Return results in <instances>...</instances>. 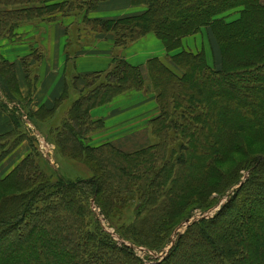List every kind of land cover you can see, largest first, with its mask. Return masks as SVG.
<instances>
[{
  "label": "trees",
  "instance_id": "1",
  "mask_svg": "<svg viewBox=\"0 0 264 264\" xmlns=\"http://www.w3.org/2000/svg\"><path fill=\"white\" fill-rule=\"evenodd\" d=\"M104 1L0 0V40H13L26 23L71 19L78 30L70 42H80L86 31L114 48L109 69L75 78L78 97L56 130L61 134L58 146L66 138L72 142L70 158L93 167L87 180L60 178L53 184L34 151L35 140L21 135L27 133L18 107L10 108V97L0 96V112L16 128L0 135V165L24 140L32 147L22 163L0 177V264H145L128 247L112 243L101 228L89 230L93 222L86 195L96 202L109 188L136 189L142 206L128 230L153 217L138 235L143 245L160 249L191 209L205 207L211 193L223 190L227 169L239 158L251 157L246 183L218 214L189 225L167 257L154 264H264V154L255 149L264 150V0H131L145 11L113 20L91 18ZM239 8L235 20L223 17ZM204 30L214 67L204 50L184 49L185 39ZM148 35L161 41L167 58L148 60L144 75L123 54ZM43 60L36 50L24 60L25 68ZM1 79L12 94L18 93L15 65L0 56ZM128 93H144L157 102L160 113L149 126L160 143L129 152L111 143L86 146L89 137L106 129L105 120L95 119L92 112ZM65 99L58 101L59 108ZM42 111L48 118L39 124L54 121L55 110ZM172 133L182 144L177 156L173 152L167 160ZM100 205L110 217L109 207Z\"/></svg>",
  "mask_w": 264,
  "mask_h": 264
},
{
  "label": "crops",
  "instance_id": "2",
  "mask_svg": "<svg viewBox=\"0 0 264 264\" xmlns=\"http://www.w3.org/2000/svg\"><path fill=\"white\" fill-rule=\"evenodd\" d=\"M144 11L143 7L133 6L131 0H105L96 11L91 13L90 17L113 20L138 15ZM71 22V19H64L56 23H26L19 26L13 40H0V56L15 65L18 81V93L14 95L6 82L3 79L0 80L1 99H7L4 98L6 95L13 102L9 107L24 108L26 111L28 109L36 111L42 108L49 111L55 110L56 114L53 121L55 124L56 118L63 109L71 105L78 97L73 88L75 78L109 69L114 53L111 43L107 42L106 39H97L93 33L86 31L81 32L80 42L75 41V39L74 42H70L72 30H74V37L76 30H78L77 28L73 29L76 26H71ZM68 30H71L69 35ZM199 36H201V43H203L200 50V42L196 43ZM184 49L192 52L204 50L208 60L210 61L211 57L213 62L211 40L206 30L199 35L185 39ZM36 50L42 52L44 60L40 63L32 62L27 65L28 68H25L24 60H29ZM123 55L133 66L141 67L144 75L147 74L145 67L148 60L158 58L165 61L167 58L161 41L154 35H148L139 43L131 46ZM68 87L69 97L66 100L65 92ZM79 89H82L81 84ZM63 96L66 101L64 100L63 105L59 108L57 103ZM134 96L138 97L135 101L128 102V99L124 101V98ZM145 97L147 95L144 93H128L113 105L93 111L92 115L95 119H104L106 127L109 129L94 134L90 138L89 144L98 147L105 143H111L122 151H126L124 149H133L132 151H134L148 146L149 144L146 145L148 143L147 136L153 109L144 101H139L141 98L145 100ZM115 105L118 106L114 110ZM136 118L139 119L136 120ZM23 125L27 133H31L39 126L50 127L49 124L37 125L33 120L23 122ZM12 128L9 115L6 112H0V134L8 133L12 131ZM38 132L36 130L37 134ZM143 132L145 136L142 138L140 146L136 147L137 140L140 138L137 135ZM30 152L29 142H23L0 165V177H7L29 156ZM55 163L57 166L59 165L56 159Z\"/></svg>",
  "mask_w": 264,
  "mask_h": 264
},
{
  "label": "rangeland",
  "instance_id": "3",
  "mask_svg": "<svg viewBox=\"0 0 264 264\" xmlns=\"http://www.w3.org/2000/svg\"><path fill=\"white\" fill-rule=\"evenodd\" d=\"M240 10L241 8L231 10L225 13L223 17L225 16L226 20H228V22H231L235 20L236 17L238 18V14ZM72 35H74L73 31H72ZM196 41L197 44L198 42L201 43V36H199V38L196 39ZM200 43H199L200 46L199 50L201 49V45H203V43L201 44ZM209 62H210V66L212 67L216 66L215 63L212 62L211 57ZM151 93L153 98H155L156 97L155 93L154 92ZM137 98H138L137 96L126 97L124 98V101L128 99V102H133ZM139 101H144L145 104L149 105V107H152L153 111H152V115H150L151 118L159 115L160 111L158 109V104L156 101L152 100L151 97L150 98L145 97V100L144 99L142 100L141 98ZM118 105L114 106L115 107L114 110L117 108ZM71 106L72 104L66 106L63 109V111L56 118L55 124L53 123V120L52 121L48 120V124L50 125L49 128L47 126H39L35 130H32L31 133H27L23 125L22 129L24 130V132L27 133V135L21 134L19 132V134H21L22 136L31 137L35 140L36 144H34L35 147L34 151L40 157L39 161L42 164L44 172L45 174L49 175V177L51 178V182L53 184L57 183L60 178H65V179L68 178L73 181H77L81 179L87 180L86 177L88 176L90 177L93 175V171H92L93 167L90 170L88 168L90 166L87 163L74 158L73 159L70 158L69 151L71 150L70 145L72 144V142L65 141L66 138L62 137V141L63 139L64 141L61 144V146L59 147L57 144L58 140L61 141V134H58V131L56 130L60 128V126L63 123V120L66 118V116H68V111L70 110ZM10 108H12V106H10ZM18 111L19 113H17V117L19 118L20 122H27L28 120H31L28 117L30 116L33 122L38 125L39 123H41L40 121L47 120L48 118L46 115H44L42 109L36 111L29 109L27 111L26 110L22 111V109L20 108ZM138 119L139 118H136V120ZM11 124L13 128L12 131L10 132H14L16 128L14 127V124L12 122ZM107 129L109 128L106 127L105 131ZM36 130L39 131L38 134L36 133ZM148 132H149L147 136L148 143L146 145L159 144L160 142L156 139V136L153 135L152 129H148ZM137 136L140 138L139 140L136 139L138 143L137 145H135L136 147L140 146V143L142 142V138L145 135L143 132L141 134H138ZM91 137H89V139L85 142L86 146L93 147L89 144V140ZM39 140L43 141L42 143L44 145H42V143L39 142ZM47 144L51 148L50 155H52L51 157L48 158L45 156L46 151L41 148V146L43 147ZM181 144H182L181 141L174 140V135L172 133L171 140L168 143V148H166L167 160H169L170 155L173 152H174V156H177ZM255 149H260V151L264 154V150H262V148H255ZM124 150L132 151L133 149H124ZM31 152H32V147H31ZM31 152L29 153V155L31 154ZM55 159L59 164L58 166L55 163ZM251 160L252 157L249 160H247L246 158L243 159L239 158L237 160V163L233 167L231 166L230 168H228L227 169L228 173L224 174L222 179V182L224 184L223 190L218 193H214V192L211 193L208 197L205 207L195 206V208L191 209L189 217L187 219L180 221L173 228L167 242L160 249L147 247L143 245L142 242L145 240L143 238H140L138 235L139 233L142 234L143 232L146 231L147 228L142 225L150 224L151 220H153V217H148V220H146V222H143L142 220L140 225L137 223V229L128 230V228L130 226H133L134 223L137 221V215H138L137 213L139 208L142 206L141 194L136 189L134 191L132 190L131 192V191H118V190H124L125 188L118 190L115 188L110 190L109 188L108 189L109 192L107 194L102 195L101 197L96 198L97 199L96 202L92 196L86 195L85 198L86 205L88 206V211L92 217V222H93L92 226H88V228L89 230L94 229L95 231L97 228H101L102 231H104L109 236L112 243H114L120 249L128 247L130 250L129 253L133 257H141L145 262V264H154L156 262H161L167 257L170 250L177 242L179 235L185 234L189 225H192L193 223L198 221H202L203 219H210V220L213 219L218 214L221 207L229 200V197L232 196L234 191L242 187L246 183L245 180L247 177L250 176V169L252 168L251 166L252 163L250 162ZM234 172L237 173V175L234 176ZM251 191L252 188L250 189V192ZM111 193L113 194V196L111 195ZM119 193L121 194L120 197L118 198ZM243 196L244 194L242 195V197ZM100 203H103L109 207L111 211L110 217L107 218V215L105 214V211L103 210ZM165 218L166 216L163 217L162 220H164Z\"/></svg>",
  "mask_w": 264,
  "mask_h": 264
},
{
  "label": "built area",
  "instance_id": "4",
  "mask_svg": "<svg viewBox=\"0 0 264 264\" xmlns=\"http://www.w3.org/2000/svg\"><path fill=\"white\" fill-rule=\"evenodd\" d=\"M42 142H43V141H41V143H42ZM42 145H44V144L42 143ZM41 148L44 149L46 152H47V151H48V152L50 151L48 145H45V146H43V147L41 146Z\"/></svg>",
  "mask_w": 264,
  "mask_h": 264
}]
</instances>
